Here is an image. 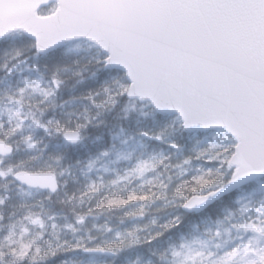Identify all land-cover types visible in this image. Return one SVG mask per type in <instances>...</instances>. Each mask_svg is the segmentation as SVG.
Instances as JSON below:
<instances>
[{"label": "snow or ice", "instance_id": "1", "mask_svg": "<svg viewBox=\"0 0 264 264\" xmlns=\"http://www.w3.org/2000/svg\"><path fill=\"white\" fill-rule=\"evenodd\" d=\"M0 264H264V0H0Z\"/></svg>", "mask_w": 264, "mask_h": 264}]
</instances>
